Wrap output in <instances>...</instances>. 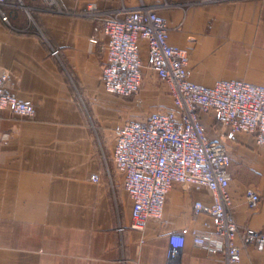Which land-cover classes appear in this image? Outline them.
I'll list each match as a JSON object with an SVG mask.
<instances>
[{
	"label": "crops",
	"instance_id": "crops-1",
	"mask_svg": "<svg viewBox=\"0 0 264 264\" xmlns=\"http://www.w3.org/2000/svg\"><path fill=\"white\" fill-rule=\"evenodd\" d=\"M57 1L65 14L44 0H7V21L0 13L1 91L34 108L32 118L0 111V264H168L175 233L186 237L179 264H227L211 216L195 214L196 203L213 206L207 188L174 184L162 219L133 228V202L113 160L117 130L173 111L174 99L167 90L168 100L162 96L150 112L145 94L130 100L108 93V39L94 41L95 22L82 14L141 0ZM148 1L168 22L169 43L188 52L192 82L264 84V0ZM139 46L146 62L147 43ZM150 74L158 78L145 68L143 86ZM202 120L232 159L235 221L264 235V147L246 133L221 137L214 117ZM248 189L261 195L257 209L247 206ZM196 236L208 242L196 245ZM239 264H264V244L246 246Z\"/></svg>",
	"mask_w": 264,
	"mask_h": 264
},
{
	"label": "built area",
	"instance_id": "built-area-1",
	"mask_svg": "<svg viewBox=\"0 0 264 264\" xmlns=\"http://www.w3.org/2000/svg\"><path fill=\"white\" fill-rule=\"evenodd\" d=\"M6 1L0 0L3 21H7L2 12ZM44 1L49 11L66 13L57 0ZM82 15L95 22L94 41L100 35L108 39L103 70L108 93L125 99L139 94L144 69L148 68L166 84L174 99L173 111L152 114L117 130L113 160L124 174V188L133 202V228L143 230L148 223L162 219L174 184L207 188L212 193L213 206L196 203L195 214L211 216L215 234L223 241L227 264H239L243 249L264 244V235L242 228L235 221L229 194L232 159L224 143L209 138L202 116L214 117L221 137L234 140L237 134L246 133L264 147V84L221 81L206 88L192 82L188 52L169 43L168 22L159 14V7L148 0L117 10L90 7ZM142 41L148 46L146 62L139 46ZM3 81L0 78V111L32 118L31 105L1 91ZM246 202L250 209H257L261 195L248 189ZM194 242L204 246L208 239L196 236ZM185 244L183 233L170 235L168 264H179Z\"/></svg>",
	"mask_w": 264,
	"mask_h": 264
},
{
	"label": "rangeland",
	"instance_id": "rangeland-1",
	"mask_svg": "<svg viewBox=\"0 0 264 264\" xmlns=\"http://www.w3.org/2000/svg\"><path fill=\"white\" fill-rule=\"evenodd\" d=\"M147 82L149 84H151L152 87H150L151 89H147L146 88V84ZM168 89L166 88V86L157 78L155 77L153 74H150V76L147 77V80L144 83L143 89H141L140 93L131 97L130 100L137 98L139 96H142V94L144 95V104H146V106L148 107V109H150V112L153 111L155 109V107L157 108L160 102L162 103L165 99V97L162 96H166L167 98V94H168ZM157 92L159 94H161V99H158L154 97V93ZM9 95V94H7ZM168 100V98H167ZM141 102V101H140ZM141 104V103H140ZM141 107V105H140Z\"/></svg>",
	"mask_w": 264,
	"mask_h": 264
}]
</instances>
